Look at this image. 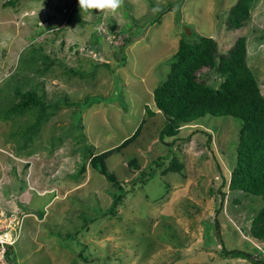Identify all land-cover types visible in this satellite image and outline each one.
Segmentation results:
<instances>
[{"label":"rangeland","instance_id":"rangeland-1","mask_svg":"<svg viewBox=\"0 0 264 264\" xmlns=\"http://www.w3.org/2000/svg\"><path fill=\"white\" fill-rule=\"evenodd\" d=\"M8 1L0 0V108L19 101L16 88H34L53 105L39 123L34 109L0 118V231L11 226L13 242L19 235L10 260L252 264L221 257L223 249L264 260V241L247 233L262 201L228 189L240 122L206 116L160 138L165 118L145 110H154L152 91L166 80L175 40L200 36L213 39L218 54L244 38L264 96V0H252L236 31L225 24L237 0H124L114 14L94 11L97 22L78 10L82 26L67 18L78 0ZM198 73L218 86L213 71ZM139 127L105 162L128 192L110 215L117 186L89 166L90 153L118 147Z\"/></svg>","mask_w":264,"mask_h":264},{"label":"trees","instance_id":"trees-1","mask_svg":"<svg viewBox=\"0 0 264 264\" xmlns=\"http://www.w3.org/2000/svg\"><path fill=\"white\" fill-rule=\"evenodd\" d=\"M251 2L252 0H237L230 8L225 24L228 30L236 31L245 27L250 15ZM5 6L15 7L16 5L15 2L9 0ZM78 10L80 9L77 5V10H70L67 18L78 21L81 26L85 25L87 22L80 18ZM94 11L92 15L95 16L97 22L98 17ZM113 28L114 26L111 27ZM131 37L132 35L124 39V44L129 43ZM194 39L195 41L192 42H189V39L178 42L177 52L170 62L166 80L152 91L154 110L146 107V113L152 117L154 111H160L165 118L160 138L177 136L183 125L206 116L232 117L240 122L235 165L231 169L228 189L259 197L262 201V207L252 218L247 233L252 239L264 241V96L247 64L245 39L238 38L233 47L224 54H218V48L213 39L201 36ZM124 62L125 59H122L119 63L123 65ZM202 70L214 72L220 79L217 87L206 84L202 75L198 73ZM13 93L19 101L5 110L0 108V118L11 119L16 116L29 115L34 109L35 114L38 115L35 121L39 123L47 113L51 114L49 110L53 108V105H45L34 88L27 91L16 88ZM82 102L84 105L87 103L85 99ZM63 103L65 104L64 101ZM143 122L144 120L142 124ZM140 127L118 147L99 154L88 152L91 155L89 166L103 176L108 183H112V186H117V190L112 192L113 204L111 203V208L108 209L110 215L128 192L122 186L123 183L119 182L115 175L109 173L105 162L112 154L130 145L139 134ZM209 143L210 137L208 136L207 144ZM132 163L134 164L133 161ZM83 172L84 167L80 169V173ZM104 216L108 215L105 213ZM11 249L7 247L5 257L9 264H14L9 258ZM254 250L257 251L256 248ZM220 255L224 258L246 259L252 264H264V260H253L251 255L241 251L223 249Z\"/></svg>","mask_w":264,"mask_h":264},{"label":"clouds","instance_id":"clouds-1","mask_svg":"<svg viewBox=\"0 0 264 264\" xmlns=\"http://www.w3.org/2000/svg\"><path fill=\"white\" fill-rule=\"evenodd\" d=\"M123 3H124V0H78V7L80 9V12H82V13H88V12H92L93 10H95V11L101 12V13H113L114 14L122 7ZM157 112H160V111H157ZM186 127H187L186 124L183 125L180 128V131L185 129ZM180 131H179V133H180ZM23 215L20 217V218H22V220L24 218ZM16 218H18L17 215H16ZM22 220L20 221L19 231L21 229ZM13 233H12V235L14 236ZM19 234H20V232H19ZM10 235H11V233H10ZM12 235H11V237H12ZM18 237H19V235L15 238L14 242L18 241ZM13 243L11 245H13ZM11 245H9L8 247L11 248Z\"/></svg>","mask_w":264,"mask_h":264},{"label":"built area","instance_id":"built-area-1","mask_svg":"<svg viewBox=\"0 0 264 264\" xmlns=\"http://www.w3.org/2000/svg\"><path fill=\"white\" fill-rule=\"evenodd\" d=\"M8 228L10 229L11 226L10 227L5 226L4 232L0 231V264H9L8 261L6 260L5 253L7 247L13 243V240L10 235L11 232L10 231L7 232L6 230Z\"/></svg>","mask_w":264,"mask_h":264},{"label":"crops","instance_id":"crops-1","mask_svg":"<svg viewBox=\"0 0 264 264\" xmlns=\"http://www.w3.org/2000/svg\"><path fill=\"white\" fill-rule=\"evenodd\" d=\"M175 41L178 43V42H179V39H177V40H175ZM154 113L157 114L158 112H157V111H154ZM154 115H155V114H154ZM186 128H187V127H186ZM186 128H185V129H186ZM179 134H180V133H179ZM27 215H28V214H25L23 219H26V216H27ZM29 216H31V215H29ZM43 216H44V215H43ZM43 216H42V217H43ZM42 217L40 218V220L42 219ZM23 222H24V220H22V224H23ZM22 226H23V225H22Z\"/></svg>","mask_w":264,"mask_h":264},{"label":"water","instance_id":"water-1","mask_svg":"<svg viewBox=\"0 0 264 264\" xmlns=\"http://www.w3.org/2000/svg\"><path fill=\"white\" fill-rule=\"evenodd\" d=\"M187 33H189V32H187Z\"/></svg>","mask_w":264,"mask_h":264}]
</instances>
